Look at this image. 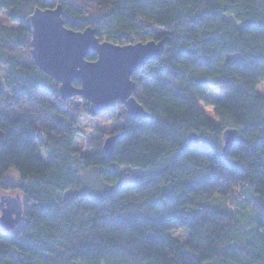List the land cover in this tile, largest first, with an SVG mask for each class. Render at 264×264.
I'll use <instances>...</instances> for the list:
<instances>
[{
    "label": "trees",
    "instance_id": "1",
    "mask_svg": "<svg viewBox=\"0 0 264 264\" xmlns=\"http://www.w3.org/2000/svg\"><path fill=\"white\" fill-rule=\"evenodd\" d=\"M57 7L63 26L91 28L100 41L166 39L161 58L131 76L148 118H130L121 103L92 117L87 102L60 98L31 58L25 26L34 10ZM5 11L0 191L21 193L23 215L14 230L0 227V264H264V0H0ZM217 87L224 92L208 102ZM80 109L119 122L110 157L101 138L88 155L76 149ZM227 129L243 142L222 158ZM122 167L139 175L123 180ZM12 169L17 185L3 181ZM90 169L101 196L81 191Z\"/></svg>",
    "mask_w": 264,
    "mask_h": 264
},
{
    "label": "water",
    "instance_id": "2",
    "mask_svg": "<svg viewBox=\"0 0 264 264\" xmlns=\"http://www.w3.org/2000/svg\"><path fill=\"white\" fill-rule=\"evenodd\" d=\"M30 35V55L39 71L58 83L60 98H81L88 103L92 117L113 112L121 103L130 118L144 119L149 115L133 97L132 74L143 69L150 61L161 58L165 38L160 41L114 45L100 41L95 31L86 28L82 32L63 26L61 7L34 10L25 20ZM94 53L95 61L86 60ZM78 84V87L74 86ZM118 135H110L103 142V152L111 156ZM221 139L222 158L231 146L241 144L233 129L225 130ZM190 144L197 143L194 133L187 137ZM23 203L20 196L3 195L0 198V227L12 231L22 219Z\"/></svg>",
    "mask_w": 264,
    "mask_h": 264
},
{
    "label": "rangeland",
    "instance_id": "3",
    "mask_svg": "<svg viewBox=\"0 0 264 264\" xmlns=\"http://www.w3.org/2000/svg\"><path fill=\"white\" fill-rule=\"evenodd\" d=\"M7 14H8L7 11L0 14V23L3 25H6L8 23ZM3 77H4V72L0 78V87H2L3 85L2 83ZM223 92H224V88L222 87L210 89L209 93L207 94L208 102L217 101ZM256 92L259 94L261 93L264 94V84H261L260 86H258L256 89ZM74 99H75L74 103L78 106L84 107V105L86 104V102L83 101L79 97H75ZM200 107H202L203 111L206 113V115L210 119L215 121V117H213L212 106H209V104H207V106L200 105ZM79 115H80V118H79L78 124H79L81 135L77 137L75 146H76V149H78L80 153H82L83 155H88L89 152L91 151L90 146H91L92 140L95 141L96 139L101 138L104 141L107 137H110V135L108 136V134H110L109 132L111 130V126L117 125L119 124V122L115 118L111 120V119H108V117L107 119L96 120L94 118L89 117L81 109H80ZM97 129H99L100 132L102 131V133H96ZM103 134H105V136H103ZM36 155L39 158H41L44 163L47 162L48 158H46V155H44V153L40 149H38ZM119 173L123 180H131L139 175V171L137 169H130L128 167H122ZM79 178H81V182H82L81 191L85 195L97 197L105 193L106 188L102 184H100L97 178L95 169H90L89 171L81 172L79 174ZM3 181L9 185H17L20 183L19 177L16 171L13 169L10 170V172H8L4 176ZM73 193H74V190H68V192L65 194V197H68L72 195ZM3 195H8L11 197L18 195L20 196L22 200V195L20 192L17 191L16 188L0 191V198L3 197ZM212 205L213 207L217 206L216 208H218V205L216 203H213ZM177 236L179 238H183L182 233L177 234Z\"/></svg>",
    "mask_w": 264,
    "mask_h": 264
}]
</instances>
